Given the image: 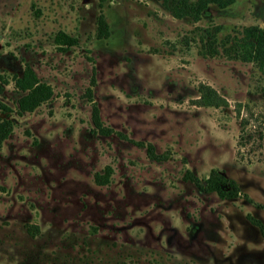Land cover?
Wrapping results in <instances>:
<instances>
[{
    "label": "rangeland",
    "instance_id": "rangeland-1",
    "mask_svg": "<svg viewBox=\"0 0 264 264\" xmlns=\"http://www.w3.org/2000/svg\"><path fill=\"white\" fill-rule=\"evenodd\" d=\"M250 24L264 28V0L198 20L160 0H0V264H264L246 217L264 225V70L233 44ZM57 30L77 43L59 49ZM25 63L52 94L17 113L9 77ZM212 168L236 196L187 177Z\"/></svg>",
    "mask_w": 264,
    "mask_h": 264
},
{
    "label": "trees",
    "instance_id": "trees-1",
    "mask_svg": "<svg viewBox=\"0 0 264 264\" xmlns=\"http://www.w3.org/2000/svg\"><path fill=\"white\" fill-rule=\"evenodd\" d=\"M162 5L174 17H182L185 15L191 16L193 20H198L207 12L209 4H215L218 7H224L230 4L233 0H160ZM109 29L107 22L101 12L96 16L95 32L96 38L107 37ZM53 41L59 49H65L77 43V38L74 35L68 34L63 30H57L53 36ZM234 50L237 55L245 61L254 62L257 67L264 70V28L258 25H246L241 30V35L233 40ZM207 52L212 54L214 46L207 44ZM1 77V76H0ZM14 88L20 92L16 98V112L22 113L33 110L42 101L48 99L52 94V88L49 83L40 80L31 66L24 64L20 73H13L9 77ZM7 80V78H3ZM94 83L93 76L89 80V85L85 88V96L91 102L90 116L94 129L102 134H108L112 130L110 126L104 125L99 116V109L92 98L91 85ZM0 109L6 112L9 108L6 104L0 101ZM12 121L9 118L0 119V143L11 131ZM120 133V132H118ZM136 143H141L137 140ZM146 149L151 157H157L153 152L151 143L146 144ZM102 175L95 174V180L98 183H103ZM201 190L214 191L220 198L234 197L238 194V186L236 182L212 168L208 175L203 180H199L194 176H187ZM259 205V204H257ZM248 220L255 224L260 232L264 235V225L255 217L246 214ZM120 264H127L121 262Z\"/></svg>",
    "mask_w": 264,
    "mask_h": 264
}]
</instances>
